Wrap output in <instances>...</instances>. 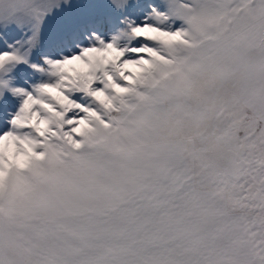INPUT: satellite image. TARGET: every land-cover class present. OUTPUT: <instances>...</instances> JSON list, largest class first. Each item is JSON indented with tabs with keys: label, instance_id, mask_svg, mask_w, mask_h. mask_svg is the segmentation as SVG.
Segmentation results:
<instances>
[{
	"label": "snow or ice",
	"instance_id": "obj_1",
	"mask_svg": "<svg viewBox=\"0 0 264 264\" xmlns=\"http://www.w3.org/2000/svg\"><path fill=\"white\" fill-rule=\"evenodd\" d=\"M5 92L0 264H264V0H0Z\"/></svg>",
	"mask_w": 264,
	"mask_h": 264
},
{
	"label": "rangeland",
	"instance_id": "obj_2",
	"mask_svg": "<svg viewBox=\"0 0 264 264\" xmlns=\"http://www.w3.org/2000/svg\"><path fill=\"white\" fill-rule=\"evenodd\" d=\"M31 72L28 68L20 66L13 73L12 76L15 79L12 81L14 86H25V81L31 76ZM20 104V98L13 97L12 95L5 92L0 97V126L6 128L7 122L11 119L12 115L15 114Z\"/></svg>",
	"mask_w": 264,
	"mask_h": 264
}]
</instances>
